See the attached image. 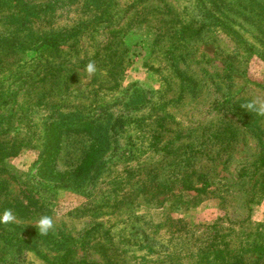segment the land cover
I'll return each mask as SVG.
<instances>
[{"label":"rangeland","instance_id":"374dc122","mask_svg":"<svg viewBox=\"0 0 264 264\" xmlns=\"http://www.w3.org/2000/svg\"><path fill=\"white\" fill-rule=\"evenodd\" d=\"M112 2L0 0V264H264V0Z\"/></svg>","mask_w":264,"mask_h":264},{"label":"trees","instance_id":"16d2710c","mask_svg":"<svg viewBox=\"0 0 264 264\" xmlns=\"http://www.w3.org/2000/svg\"><path fill=\"white\" fill-rule=\"evenodd\" d=\"M94 1V5H91L90 9L91 11L94 10L96 13H92L93 14V18L95 19H98V20H103V19H106L108 20L109 18H111V9L113 8L114 6V3L112 2V0H110V3L108 0H93ZM79 26L78 27H75V28H72L66 32H58V33H55V34H52L50 35L49 37H47L46 39H43L39 45L41 46H51L52 48H56L57 45L69 38L70 36L74 35L78 30H79ZM0 88H3L1 82H0ZM1 95V94H0ZM90 129V127H89ZM2 150L1 153H0V158L1 157H6L8 155H11L13 154V149L7 151V149L5 148H1ZM96 154H97V150L96 149H90L88 151V153L86 154L85 156V159L82 161L81 165L79 166V169H87L89 168L92 163L94 162V160L96 159ZM204 184H209V183H202V185ZM197 190V189H195ZM20 212H22L21 209H19ZM253 228H250L249 231H251ZM218 233V232H217ZM247 234V233H245ZM220 236V234H219ZM218 237V235H217ZM225 237V235H224ZM224 244L226 245L227 247V252L230 253L232 251H235V252H238V247H233L230 245V243H225ZM241 243H236L234 246H237V245H240ZM229 248V249H228ZM240 249V248H239ZM242 249V247H241ZM246 249L248 250H257L259 251V249L261 250V246L260 245H257L255 243H252V245L249 244V247L246 246ZM218 249L214 250L217 251ZM224 250L223 249H219V252H223ZM239 264H243L241 261L239 262Z\"/></svg>","mask_w":264,"mask_h":264},{"label":"clouds","instance_id":"9594fccd","mask_svg":"<svg viewBox=\"0 0 264 264\" xmlns=\"http://www.w3.org/2000/svg\"><path fill=\"white\" fill-rule=\"evenodd\" d=\"M85 71L89 76L94 75L97 72L95 62L90 61L85 68ZM103 74V72L101 73ZM248 113H254L259 117H264V100L259 98L253 99L241 106ZM16 221V216L14 215L11 209H5L2 215H0V224H11ZM36 227L41 236H46L50 232L54 233L55 230V221L53 217L48 215L41 216L36 222Z\"/></svg>","mask_w":264,"mask_h":264}]
</instances>
